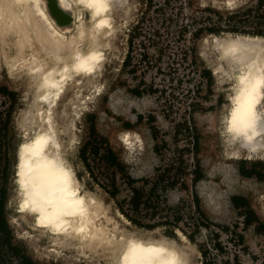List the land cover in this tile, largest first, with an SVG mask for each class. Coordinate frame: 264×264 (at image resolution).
Returning a JSON list of instances; mask_svg holds the SVG:
<instances>
[{"label":"rangeland","instance_id":"374dc122","mask_svg":"<svg viewBox=\"0 0 264 264\" xmlns=\"http://www.w3.org/2000/svg\"><path fill=\"white\" fill-rule=\"evenodd\" d=\"M219 1L119 3L117 29L103 63V87L84 113L82 126L78 123L81 131L71 161L84 187L102 200L118 225L149 230L126 222L118 214L115 200L97 184L113 168L104 167L99 155H87L97 178L94 179L79 157V149L89 137V121L93 119L97 135L107 138L134 178L153 176L155 168L162 171L167 167H172V175L179 176L176 186L166 191L159 205L162 209L176 207L182 215L179 224L184 232H181L193 234V240L186 236L192 252L186 264H264V227L255 228L257 220L264 223V160H225L217 154L218 147L217 152L212 150L210 140L214 134L205 126L209 115L221 124L232 89L228 72L231 59H220L217 45L235 37L247 40L253 36L261 41L264 36L253 35L251 31L260 22L258 14L264 12V0H234L229 5ZM248 8L251 11H246ZM129 41L130 56L123 63ZM0 49L13 53L15 42L0 43ZM204 72H210V76ZM1 86L7 91L0 89V169L4 170L0 186L6 192L4 216L11 244L35 264H66L36 257L9 222L8 200L18 140L14 120L23 104V93L19 80L13 79L3 65H0ZM124 131H129L139 143L131 145L133 150L121 147L120 134ZM196 163L201 177L194 191L205 219L199 217L192 200L191 178ZM114 171L120 184V198L129 193V187L122 182L121 173ZM234 198L243 199L245 205L235 206ZM194 224L198 226L196 232ZM167 229L157 227L151 233L180 242L176 229L172 234ZM3 236L0 234V264H21Z\"/></svg>","mask_w":264,"mask_h":264},{"label":"bare ground","instance_id":"6f19581e","mask_svg":"<svg viewBox=\"0 0 264 264\" xmlns=\"http://www.w3.org/2000/svg\"><path fill=\"white\" fill-rule=\"evenodd\" d=\"M121 1L0 0V43L15 42L13 53L0 49V65L19 80L23 93L14 120L18 140L9 222L40 259L186 264L191 244L181 230L176 229L179 242L118 225L102 200L84 187L71 161L78 123L82 126L103 87V63ZM235 38L217 45L218 57L232 62L224 119L220 124L209 115L205 126L214 134L212 150L218 147L222 158H264V37ZM120 141L126 149L139 144L129 131Z\"/></svg>","mask_w":264,"mask_h":264},{"label":"trees","instance_id":"16d2710c","mask_svg":"<svg viewBox=\"0 0 264 264\" xmlns=\"http://www.w3.org/2000/svg\"><path fill=\"white\" fill-rule=\"evenodd\" d=\"M246 11H251L250 8ZM258 19L260 20L259 24L251 34L253 35H263L264 36V12L258 14ZM213 31L212 29H210ZM131 42L129 41V50L123 61L126 62L131 52ZM193 61V58H192ZM207 77L210 76V72ZM1 90L7 91L3 86L0 87ZM136 91V90H135ZM136 94L139 92L136 91ZM139 118V117H138ZM89 137L83 143L79 149V157L83 160V163L88 169V173L91 174V177H95V173L92 170L90 162H88L87 155L97 156L99 155L100 161L104 163V167L113 168L112 172L108 174L104 181L97 182V184L109 195V197L115 200V204L119 212L132 224L145 228V229H155L157 227H169L167 229L168 234H172L173 230L179 229L182 232L184 230L181 228L179 221L182 219V215L176 207H165V209L160 208V202L163 200L166 191L170 188H174L179 180L177 174L172 175L170 171L172 167L163 168L160 171L158 168H155L153 176H141L134 178L129 174L125 166L120 162L114 150L110 146L107 138L105 136H98L95 129L94 120L89 121ZM100 149L103 150V153H99ZM115 170H118L122 176V182H125L129 187V193L125 196L118 198L120 193V184L115 179ZM4 175V170L0 169V176ZM200 169L198 163H196L191 178V189H192V200L194 204V209L197 211L200 218L205 219V214L199 206V198L194 191L195 183L200 179ZM141 183L142 186H135V184ZM148 186L147 188H145ZM5 188L0 186V234H3V239L7 245L12 249L13 253L16 256H19L21 264H35L28 256L20 255V250L17 246H12L10 241V236L7 233L8 225L4 216V202H5ZM233 202L235 206L245 205V201L241 198H234ZM245 224L247 220L245 219ZM264 223L257 220L256 229H262ZM198 226L194 224L193 232L198 231ZM185 235L193 240V234L185 232Z\"/></svg>","mask_w":264,"mask_h":264},{"label":"crops","instance_id":"0c3cea01","mask_svg":"<svg viewBox=\"0 0 264 264\" xmlns=\"http://www.w3.org/2000/svg\"><path fill=\"white\" fill-rule=\"evenodd\" d=\"M254 158H259V157H256V156H254V157H251V158H248V159H254ZM241 159H246V160H248L247 158H241ZM259 159H262V160H264V158H259ZM225 160H234V159H232V158H228V159H225ZM237 160H240V159H235V161H237ZM255 189V188H254Z\"/></svg>","mask_w":264,"mask_h":264}]
</instances>
